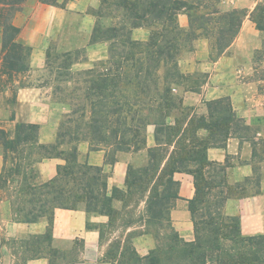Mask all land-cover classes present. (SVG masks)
<instances>
[{
  "label": "trees",
  "instance_id": "1",
  "mask_svg": "<svg viewBox=\"0 0 264 264\" xmlns=\"http://www.w3.org/2000/svg\"><path fill=\"white\" fill-rule=\"evenodd\" d=\"M21 1L0 0V7H13ZM42 1L57 4L56 0ZM9 7L0 9L4 61L22 71L28 68L24 57L29 55L30 47L17 41L19 29L7 22ZM179 13L187 16L185 28L177 21ZM91 14L96 21L89 41H108L107 58L91 68L73 70L77 52L65 49L51 55L46 50L44 64L52 67V56L58 60L54 81L63 75L83 77L81 100L61 102L70 110L67 117L77 110H81L80 116H88L84 127L91 138L79 130L80 121L67 126L69 117L59 123L50 144L36 138L37 124L17 122L13 137L0 128L5 159L22 161L25 171L21 181L26 196L21 208L15 210V219L34 222L45 218L50 225L55 208L75 209L81 204L86 212L106 215L108 228L118 220L128 229L133 227V211L144 200V225L154 226L155 234L163 230L165 246L140 255L132 243L136 233L131 230L121 242L110 245V264H264V236L242 235L238 216L227 215L222 209L227 198L243 197L245 187L228 184L224 167L206 156L209 146H223L230 135L247 137L249 126L235 114L227 97L204 101L206 113L201 114L196 107L184 104L177 92L179 87L183 92H199L194 89L195 82L178 68L181 50L192 40L204 37L209 43V58L217 59L238 34L246 9L224 10L209 0H99ZM249 17L264 32V0L256 2ZM135 27L148 29L146 41L131 38ZM254 57L255 62H264V40ZM107 63L110 66L106 68ZM255 80L264 104V68ZM59 89L57 85L54 91ZM148 126L153 127L154 145L150 147L146 144ZM83 141L91 150L104 149V162L109 165L116 161L118 152L143 153L145 161L137 166L129 163L124 186H112L108 191L102 168L78 159L77 145ZM21 143L27 144L30 151L14 155ZM259 143L260 152L255 149L253 155L264 158V140ZM59 156L63 163L57 165L55 176L34 183V165ZM175 172H186L193 178L195 192L188 201L193 238L188 241L174 229L169 215L170 200L180 198ZM10 178L11 173L6 180ZM258 180L255 174L252 181ZM68 183L76 186L74 191L70 186L65 188ZM114 201L121 202L119 208ZM129 205L130 209L124 211ZM146 232H150L148 228L139 234Z\"/></svg>",
  "mask_w": 264,
  "mask_h": 264
},
{
  "label": "crops",
  "instance_id": "2",
  "mask_svg": "<svg viewBox=\"0 0 264 264\" xmlns=\"http://www.w3.org/2000/svg\"><path fill=\"white\" fill-rule=\"evenodd\" d=\"M258 0H221L220 5L225 9L245 8L247 15L241 23L240 30L235 40L227 47L225 52L217 59L209 58V44L206 38L194 39V48L183 58L179 65L189 64L185 71H193L201 65V71L207 77L201 85V92L186 91L183 102L196 107L201 114L206 113L204 101L227 97L230 100L235 114L247 126V137L230 135L223 146H209L206 150L207 159L220 164L226 172V182L230 185H243L246 194L243 197H229L223 202V212L230 216H238L239 229L245 236H264V158L253 155V151L260 152L259 140H264V104L263 96L258 90V82L250 79L252 66L249 60V48L243 50L247 61L242 66L235 65V55L230 51L246 47V40L255 39L260 30L255 27L249 14ZM57 4H48L41 0H23L10 18V23L19 29L17 41L30 47L29 66L25 71H15L12 79L1 69L3 56L2 24H0V128L5 132H12L17 122H27L38 125V141L44 144L53 143L57 129L58 116H52L53 106L49 96L43 90L44 86L37 83L20 84L21 76H29L37 68L45 64V52L51 41H56L63 30L67 13L77 15L75 31L86 38L82 45L85 59L73 63L72 68L79 70L86 68L95 61L103 60L108 56V41L90 42V36L96 21L94 15L88 12L95 8L99 0H56ZM178 23L187 27L188 21L185 14H179ZM149 31L145 27H135L131 31V38L146 41ZM236 45V46H235ZM258 43L253 45L257 48ZM240 47V48H239ZM79 65V66H77ZM81 67V68H80ZM17 75V77L15 76ZM239 76L242 79H239ZM245 78V79H243ZM15 83V84H14ZM151 127V128H149ZM146 144L154 145L153 127H147ZM77 153L90 165L100 166L105 172L109 170L107 189L112 186L122 188L125 182L126 169L133 162L134 156L139 153L118 152L116 161L109 165L104 162L103 150H91L87 142L77 145ZM79 159V160H80ZM61 158H45L37 163L42 181L51 179L56 174V167L61 163ZM143 158L137 165L144 163ZM4 163L3 146L0 143V171ZM108 167V168H107ZM255 174L259 175L258 183L252 181ZM174 179L178 182L177 193L180 198L175 199L170 209V219L174 229L185 240L193 238V227L188 210V201L194 195L193 178L186 172H175ZM258 189V192L255 190ZM8 201L0 199V229H5L13 235L44 234L48 228L45 218L34 222H20L15 219L16 213L7 207ZM104 215L86 212L82 208H55L51 222L53 241L56 243H72L74 239L82 242L81 256L77 261L64 264H109L102 258L103 251L99 245V233L89 222L100 221ZM4 226V227H3ZM136 251L143 255L155 247L152 237L136 235L133 237ZM54 247H57L54 245ZM25 264H51V258L39 256L28 259Z\"/></svg>",
  "mask_w": 264,
  "mask_h": 264
},
{
  "label": "rangeland",
  "instance_id": "3",
  "mask_svg": "<svg viewBox=\"0 0 264 264\" xmlns=\"http://www.w3.org/2000/svg\"><path fill=\"white\" fill-rule=\"evenodd\" d=\"M209 1L212 5L225 10V6L220 5L221 0H209ZM22 3H23V0L13 7H9L7 5H5L4 7H0V9H3L2 11H4L5 9H8L9 7L8 11L10 15L7 19L8 23L10 22L11 15L17 9H19ZM95 8H90L88 12L91 13V11ZM235 8L241 9V7H235ZM179 14H182V13H179ZM179 14L177 15V21L179 19ZM77 19H78L77 15H73L71 13L66 14L64 18L65 20L64 24H66L67 27L63 29L65 30L64 34H60L59 38L56 41H51L46 49L51 53V55L58 51L70 49L71 51L78 53L77 55L78 61H82L83 59H85L84 48L74 49L76 45H82L83 43L86 42V38H83L82 36L78 35L75 31L74 26L77 25ZM263 40H264V32L260 31L259 34L255 37V39L249 38L248 40H246V47H243L242 49H238L237 47H235V49H232V51L229 49L228 51H226V53H229L230 51L232 54L235 55V65L240 67L243 65V63L247 61L244 55L245 52L243 50H247V48H249V60H250V64L253 69L252 74L249 77L252 80H255V77H257V75L260 73V70L264 68L263 61L255 62L254 60L255 50L261 47V43ZM193 41L194 40H192L189 43V46L187 48H183L181 50L180 55L178 56V68L181 72L187 74V78L189 80H193L195 82L193 83L194 89L201 92V85L207 77L206 76L207 74L201 71V65L195 67L193 71H185L187 70V68H189V64L181 65V66L179 65V59L183 58V56H185L187 53H189L194 48ZM255 43L259 44L257 48H253V45ZM81 50H83V53H81ZM4 52L5 51L3 50L1 69L4 73L8 75L9 79H12V74L16 73L15 72L16 70L12 67L14 66L12 63H11V67H9L10 65H8L7 62L4 61ZM51 59H54V62H55L52 67L47 68L43 65V67L37 68L35 72H31L29 76L23 77L24 76L23 74L21 76L19 83L20 84L37 83L39 85H43L44 86L43 90L44 91L46 90L45 94L49 96V101L51 105L53 106V109H51L52 116L59 115L57 127L62 120H68V117L69 119L71 118V120L68 122L67 126L73 127V125L75 124V121H80V123H78L79 125L78 128L81 132L86 133L88 136L87 139H89L91 138L92 134L88 132V129L84 127V124L87 122L88 116L87 115L80 116L79 114L81 110H77L76 113L67 117L66 113H69L70 110L67 104L61 102L62 100H64V102L69 101V99L70 101H72V103L78 102V100H81L82 91H83L82 87L84 86V83L82 82L83 77H78L74 75L73 78H70L69 75H66V76L63 75L59 81L57 80L54 81V77L56 76L55 64L57 65L58 60L55 59L54 56H52ZM29 60H30V53L29 55L24 57V63L27 64V66H29ZM96 62L98 61H95L93 63H96ZM93 63L88 65L86 68L93 67ZM109 66L110 65L108 63L105 65L106 68ZM73 70H76V69H73ZM22 71H25V70H22ZM15 76L17 77V75ZM239 79H242V77L239 76ZM57 85L60 89L58 91H54V88ZM73 86H77L78 89L73 90L72 89ZM177 92L183 96L184 94L183 87H179ZM74 109H78V108H74ZM14 133H15V127L12 132H7V134L10 137H13ZM36 138L38 139V129H37ZM99 150L104 151V149H99ZM3 151H4V148H3ZM29 151L30 150H28L27 144L21 143L20 145L17 146V152L14 153V155L22 156L28 153ZM125 153H130V152H125ZM10 154H13V153L9 152L8 155ZM144 157L145 156L143 153L136 155L134 156L133 162H131L130 164L132 166H137L138 162L141 161ZM58 158H60V156ZM78 159H80L79 156H78ZM16 160L13 163L9 157L8 159H5L4 157L3 167L0 171V199H6L8 201L7 207H9L12 212L21 208V205L23 204V199L26 196L25 195L26 188L24 187L21 181L22 174L23 172H25L24 167L22 165V161L20 160L16 161ZM61 160L62 161L60 164L63 163L62 158ZM80 161H84V160L80 159ZM17 166L19 167L18 170L16 169ZM10 168L12 169V171H10ZM9 173H11V178L10 180H6V176ZM109 173L110 172L108 169L107 171L104 172V177H106V181L108 179ZM33 174H34V179H33L34 183L38 184V183L43 182L39 175L37 163L34 165ZM98 178L99 180L97 181V183L101 181L100 177ZM64 186L66 189H68V186H70L73 191L76 188V186L70 183ZM146 194L147 193H145V195ZM174 202L175 200H170V203L172 204L171 207L173 206ZM113 204L117 208H119L121 202L114 201ZM81 206H82L81 204H78L79 208ZM130 206L131 205H129V207L124 209V211L130 209ZM144 206H145L144 200H141L138 208H136L133 211V216H132L133 227L128 228V229L122 226L118 220L116 221V225L113 228H108L107 226L108 217L106 215H104V218L101 219L100 221H94V222L88 223L89 226L95 227L98 233L100 232L99 245L101 247V250L103 251L102 258L104 259V261L106 262L109 261L107 255L109 251L111 250L110 245L116 241L121 242L127 236L128 232H130L131 230H134L136 235H147V236L152 237L155 242V247L165 246L167 239H166V234L163 232V230H157L155 234L153 233V230L155 228L154 226L144 225L145 217H146ZM89 214H92V212H89ZM125 216L128 217V214ZM146 228H148L150 232L139 234L140 232L144 231ZM54 245H56L57 247H54ZM81 251H82V242L78 238L74 239L72 243H61V244L57 242L55 243L52 238L51 224L48 225V228L44 235H37V234L13 235L5 229H2V230L0 229V264H25L28 259H31L30 255H32L33 253L36 254L34 257H39V256L50 257L51 264H64L68 262L77 261L81 256ZM108 263L110 264V262Z\"/></svg>",
  "mask_w": 264,
  "mask_h": 264
}]
</instances>
